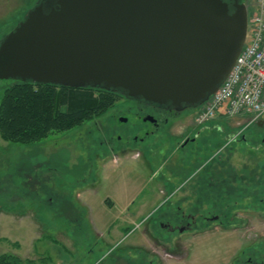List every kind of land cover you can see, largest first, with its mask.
I'll list each match as a JSON object with an SVG mask.
<instances>
[{"label": "rangeland", "instance_id": "1", "mask_svg": "<svg viewBox=\"0 0 264 264\" xmlns=\"http://www.w3.org/2000/svg\"><path fill=\"white\" fill-rule=\"evenodd\" d=\"M35 1L0 0V40ZM14 83L0 80V99ZM133 104L121 99L102 116L35 143L11 144L0 138V256L12 255L25 264H156L153 255L159 256V264H236L241 257L254 258L259 250L264 255V239L256 241L264 237V114L251 123L226 119L223 125L216 117L194 125L207 142H215L210 149L195 146L191 153L189 145L179 148L195 132L186 120L161 127L142 143L131 144L133 150L106 151L100 145L103 139L114 146L119 139L122 144L128 141L124 132L132 122L126 112ZM122 118L129 120L126 125L119 124ZM107 126L115 130L111 139L102 132ZM169 130L174 138L168 137ZM227 131L237 138L233 147H224ZM141 135H132L129 142ZM210 159H218L213 168L227 170L229 162L237 178L251 179L250 199L240 204L256 210L248 227L251 233L193 232L183 237L179 251L166 232L151 228L165 197L161 191L172 189L163 184L177 175L188 188L195 183L196 168ZM21 162L28 164L27 170H21ZM25 176L42 182L24 188ZM243 242L252 245L241 256ZM162 246L177 253H164Z\"/></svg>", "mask_w": 264, "mask_h": 264}, {"label": "water", "instance_id": "2", "mask_svg": "<svg viewBox=\"0 0 264 264\" xmlns=\"http://www.w3.org/2000/svg\"><path fill=\"white\" fill-rule=\"evenodd\" d=\"M246 33L241 0H36L0 40V80L183 112L216 93Z\"/></svg>", "mask_w": 264, "mask_h": 264}, {"label": "flooded vegetation", "instance_id": "3", "mask_svg": "<svg viewBox=\"0 0 264 264\" xmlns=\"http://www.w3.org/2000/svg\"><path fill=\"white\" fill-rule=\"evenodd\" d=\"M241 3H245V0H241ZM199 111L200 107L178 112L174 109H164L149 106L140 102H134L133 106L127 109L126 112L132 122L130 126L127 127L126 132H124L128 141L122 144L123 142H120L119 139L118 145L114 146L113 142L103 139V142H100V145L103 149L111 153H125L127 150H133V148H130L131 144L137 142L142 143L145 138L150 135L152 136L155 131H158L161 127L170 128L173 124L187 120L191 129H193L192 131L195 132L193 135L183 139L182 143L179 144V148L185 149L190 146V150L193 149L191 153L196 152L195 146L196 148H209L212 145L214 148L215 142H212V140L207 142L200 136V131L197 127L194 128V125H201L196 122V117ZM147 118H151L152 121H148ZM217 120L222 121L223 125L226 123V118H218ZM128 121L129 120L126 118H122L118 122L119 124L122 123L126 125ZM140 124H144V126L150 125L152 129L148 130L147 127ZM221 124H219L217 128L220 133L225 132L222 126H220ZM103 131L105 133L103 135L109 136V139H111L112 133L115 132L114 128L110 126H107L106 129H102V132ZM136 133H141L142 137L139 139L134 138L132 139V142H129L131 136ZM168 133H170L168 135L169 138H174L171 135L173 133L172 130H169ZM223 137L226 143L224 147H233L236 144L237 138L230 132L227 131V133H224ZM245 140L246 139L243 138V141ZM214 163H219L218 159H210L206 165H201L199 168H196L195 173L193 174V176H196L195 183H192L188 188L186 187V183L183 181L180 182V180L175 178L177 175L167 178L163 184L164 186L166 185L168 189H172L171 191H168L165 188V191H161L165 197L161 201V205H159L157 210L159 211V218H156L155 221H151L153 222L151 228L152 230L155 229L156 232H166L169 236L168 239H170V242L176 249L178 248L179 251H181V240L183 237H187V234L189 235L193 232L196 236L203 233L213 234L221 231H240L245 234L251 233L248 227L251 226L252 214H256V210H252L249 204L244 205L243 207L240 205L241 202L250 199L249 196L252 189L251 179L248 180L249 177L246 178V176L237 178L232 169L233 166L231 167L232 164L229 162H227L226 165L228 166V169L226 170V167H224L223 171L221 168H213ZM20 165L22 167L21 170H27L26 165L28 164L26 162H21L18 166ZM24 179L28 181L24 182V188H30L28 187V184L35 187V184L39 185L42 182L37 177L33 178L25 176ZM36 194L37 192H35V195ZM259 201L262 202V200ZM236 222L238 223L236 224ZM193 235L189 237H192ZM245 237L249 239L250 235H245ZM152 239L154 242L157 241L155 236L152 237ZM261 239L263 240L264 237L259 238L256 241L262 242ZM251 245L252 244L243 242L242 247L244 248V251H242L240 255H245ZM157 247L161 249L160 246ZM162 250L164 253L171 255L177 253V250L169 253L167 247L162 248ZM182 254H184L183 251ZM153 258L156 260V264L160 263L158 255H153ZM236 259L237 258H235L233 262ZM236 264H264V255L261 250H259L254 258L247 256L243 260L241 257Z\"/></svg>", "mask_w": 264, "mask_h": 264}, {"label": "trees", "instance_id": "4", "mask_svg": "<svg viewBox=\"0 0 264 264\" xmlns=\"http://www.w3.org/2000/svg\"><path fill=\"white\" fill-rule=\"evenodd\" d=\"M121 99L125 98L119 93L94 88L16 82L0 99V138L11 144L35 143L49 133L67 132L102 116ZM0 264L25 263L2 255Z\"/></svg>", "mask_w": 264, "mask_h": 264}, {"label": "built area", "instance_id": "5", "mask_svg": "<svg viewBox=\"0 0 264 264\" xmlns=\"http://www.w3.org/2000/svg\"><path fill=\"white\" fill-rule=\"evenodd\" d=\"M245 5V43L228 77L200 107L198 124L219 116L251 123L264 114V0H245Z\"/></svg>", "mask_w": 264, "mask_h": 264}, {"label": "crops", "instance_id": "6", "mask_svg": "<svg viewBox=\"0 0 264 264\" xmlns=\"http://www.w3.org/2000/svg\"><path fill=\"white\" fill-rule=\"evenodd\" d=\"M221 119H222V118H221ZM236 119H237V120H243L244 118H235V119H231V121H235ZM244 120H245V119H244ZM229 122H230V121H229ZM244 122H245V121H244ZM238 129H239V128H238ZM238 129H237V130H238ZM237 132L240 133L239 131H237ZM234 136H235V135H234ZM235 137H236V136H235ZM234 150H235V149H234ZM234 150H233V151H234ZM234 152H235V151H234ZM235 176H236V175H235ZM109 203H110V202H109ZM110 204H111V203H110Z\"/></svg>", "mask_w": 264, "mask_h": 264}]
</instances>
